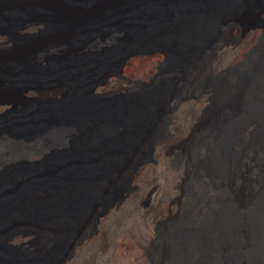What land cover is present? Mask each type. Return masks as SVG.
Returning a JSON list of instances; mask_svg holds the SVG:
<instances>
[{
  "label": "bare ground",
  "instance_id": "1",
  "mask_svg": "<svg viewBox=\"0 0 264 264\" xmlns=\"http://www.w3.org/2000/svg\"><path fill=\"white\" fill-rule=\"evenodd\" d=\"M206 3V0H0V43L15 44L12 52L0 60V88L14 90L23 104L12 126L16 131L0 134V164L43 158L42 167L49 179L54 178L53 183L64 188L77 183L79 180L73 179L92 171L93 162L106 156L118 143L110 136L112 123L117 116L130 112L126 103L102 99L94 89L104 91L112 82L124 79L127 71L123 68L131 57L162 52L156 49L126 52L111 74L93 85H86L87 77L74 66L91 52H103L129 37L155 34L165 17L180 20L186 14L202 10ZM30 8L38 9L35 14H28ZM257 12V21L237 32L248 41L237 48L239 61L218 68L230 82L225 84L221 104L215 105L214 88L175 99L164 120L163 134L148 143L151 158L134 165L132 184L121 197L94 214L61 264H78L80 254L86 250L88 258L80 264H152L149 246L158 239L155 219L147 216L143 230L137 232L135 223L126 222L124 215L133 190L155 164L165 160L167 140L180 134L178 122L174 123L175 114L187 105H206L212 115L199 121L200 132L191 139L186 162L167 169L170 178L182 177L185 169L188 201L181 219L165 231L162 264H264V131L257 147L245 154L242 161L239 153L260 125L264 129V0L257 2ZM139 14L146 19L136 22L131 18ZM31 19L34 20L25 26ZM42 26V34L48 33L47 36L38 41H17L27 36L24 32L40 31ZM232 28L230 25L229 29ZM230 46L229 42H223L208 54L197 70L200 77L218 70L215 69L218 56ZM137 60L151 66L157 62L149 56ZM61 76L67 83L60 80L42 83ZM31 94L40 100H28ZM11 103L10 99L1 100L0 111ZM96 140L100 149L89 150L87 144ZM198 161L202 166L192 169ZM250 162L258 163L250 197L236 201L231 189L234 178L228 181L225 178L239 166L241 173L248 171ZM31 191L25 186L9 196L0 195V219L20 208ZM67 195L62 194L64 199L58 209L64 215H73L83 205L79 206L73 193Z\"/></svg>",
  "mask_w": 264,
  "mask_h": 264
},
{
  "label": "rangeland",
  "instance_id": "2",
  "mask_svg": "<svg viewBox=\"0 0 264 264\" xmlns=\"http://www.w3.org/2000/svg\"><path fill=\"white\" fill-rule=\"evenodd\" d=\"M258 1L206 0V6L202 10L186 14L180 20L172 16L165 17V22L156 29L157 33L129 37L111 48H105L103 52H91L92 55L74 66L87 77L86 85H93L110 75L126 52L133 49H156L162 52L159 53L161 55L131 57L123 68L127 71L124 79L112 82L104 91L94 89L95 94L102 99L126 103L130 112L126 116H117L112 123L110 136L118 143L111 147L106 156L93 162L95 168L92 171L73 179L79 180L77 183L68 184L65 188L53 183L54 178L49 179L42 167L45 162L43 158L0 164V195L9 196L16 189L25 186L32 190L23 198L24 203L20 208L0 219V264H61L76 239L90 225L94 214L121 197L132 184L131 170L134 165L144 158H151L152 150L148 143L152 138L163 134V123L172 102L179 97L196 95L200 91L214 88L215 105L221 104L225 84L230 82H227V76L218 68L239 61L236 60L237 48L248 41L238 33L257 21ZM30 9L28 14H35L38 8ZM131 18L139 22L146 19V16L139 14ZM33 20L25 22L24 25ZM230 25H233L232 29H229ZM42 31L43 26L40 31L22 32L27 36L17 41H38L48 35L42 34ZM223 42H229L231 46L218 56L215 64V69L218 70H212L208 75L200 77L198 68L206 61L208 54ZM14 45L12 41L7 44L0 43V60L12 52ZM148 56L157 60L154 66L141 64L137 60ZM56 80L67 83L64 76L48 78L42 83ZM15 93L10 88H0V101L12 100L6 109L0 111L1 135L16 131L12 126L17 122L18 112L23 104ZM29 99L37 101L40 97L31 94ZM205 106L187 105L184 109L177 110L174 123L178 122L180 134L167 140L165 160L155 164L133 190L132 200L124 215L126 222L132 220L135 223L137 232L143 230L147 216L155 219L154 229L158 239L149 246L152 264H162L165 231L181 219L188 201L185 192V169L182 177L174 178L169 177L167 169L171 165L186 162V151L191 145V139L196 138V134L200 132V127L197 128L199 121L212 115V110ZM263 131L260 125L250 136L243 151L239 152L241 161L245 154H250L257 147ZM100 146L99 140L87 144L89 150L91 148L98 151ZM252 163L250 162L248 171L241 173L239 166L230 177L225 178L227 181L234 178L231 189L236 201L244 196H248L247 199L250 197L249 192L258 173V163ZM200 166L202 162L198 161L191 167L197 169ZM65 193L74 194L79 206L83 205L80 211L73 215H64L58 209L64 199L62 194ZM88 255L89 250L81 253L78 264L85 261Z\"/></svg>",
  "mask_w": 264,
  "mask_h": 264
}]
</instances>
